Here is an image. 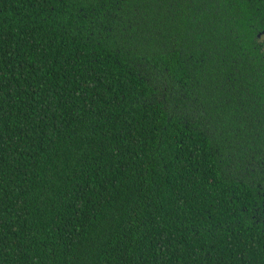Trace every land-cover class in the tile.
<instances>
[{
    "label": "trees",
    "instance_id": "obj_1",
    "mask_svg": "<svg viewBox=\"0 0 264 264\" xmlns=\"http://www.w3.org/2000/svg\"><path fill=\"white\" fill-rule=\"evenodd\" d=\"M259 6L0 0V264H264Z\"/></svg>",
    "mask_w": 264,
    "mask_h": 264
},
{
    "label": "flooded vegetation",
    "instance_id": "obj_2",
    "mask_svg": "<svg viewBox=\"0 0 264 264\" xmlns=\"http://www.w3.org/2000/svg\"><path fill=\"white\" fill-rule=\"evenodd\" d=\"M260 6L257 13L255 14V19L253 20L255 24V31L253 34V42L255 43L256 50L259 54L261 61H264V0H256Z\"/></svg>",
    "mask_w": 264,
    "mask_h": 264
}]
</instances>
